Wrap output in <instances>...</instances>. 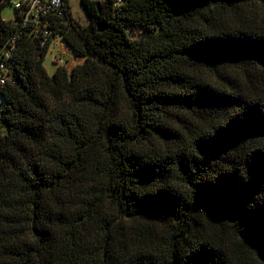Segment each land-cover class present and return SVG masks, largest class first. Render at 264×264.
Here are the masks:
<instances>
[{
  "label": "trees",
  "instance_id": "obj_1",
  "mask_svg": "<svg viewBox=\"0 0 264 264\" xmlns=\"http://www.w3.org/2000/svg\"><path fill=\"white\" fill-rule=\"evenodd\" d=\"M100 4L0 85V264H264V0Z\"/></svg>",
  "mask_w": 264,
  "mask_h": 264
},
{
  "label": "built area",
  "instance_id": "obj_2",
  "mask_svg": "<svg viewBox=\"0 0 264 264\" xmlns=\"http://www.w3.org/2000/svg\"><path fill=\"white\" fill-rule=\"evenodd\" d=\"M83 0H11L15 8V15L11 23L16 28L14 35L0 50V85L16 84L17 80L12 75V68L16 65L14 58L17 42L23 32L29 28L33 37L39 38L45 44L53 34V22L56 17L65 20L68 14H73V3ZM89 2H102L103 0H88ZM125 0H115V4ZM62 66L66 63L59 59Z\"/></svg>",
  "mask_w": 264,
  "mask_h": 264
},
{
  "label": "rangeland",
  "instance_id": "obj_3",
  "mask_svg": "<svg viewBox=\"0 0 264 264\" xmlns=\"http://www.w3.org/2000/svg\"><path fill=\"white\" fill-rule=\"evenodd\" d=\"M15 15V8L10 3L3 10V18L5 20H12ZM73 18L81 25L87 26L90 22L87 11L83 6V3L77 1L73 3ZM63 58L65 60L72 61L75 63L76 58L71 49L66 45V43L57 36L53 39L49 51L44 60V66L49 74H53L58 66L60 65L57 60ZM0 102H3L0 96Z\"/></svg>",
  "mask_w": 264,
  "mask_h": 264
},
{
  "label": "water",
  "instance_id": "obj_4",
  "mask_svg": "<svg viewBox=\"0 0 264 264\" xmlns=\"http://www.w3.org/2000/svg\"><path fill=\"white\" fill-rule=\"evenodd\" d=\"M97 6L100 8V6H101L100 2H97ZM107 28H108V25L104 20H101L98 22V30L99 31H104Z\"/></svg>",
  "mask_w": 264,
  "mask_h": 264
}]
</instances>
